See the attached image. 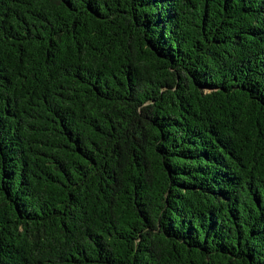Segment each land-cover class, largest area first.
<instances>
[{
	"label": "trees",
	"instance_id": "trees-1",
	"mask_svg": "<svg viewBox=\"0 0 264 264\" xmlns=\"http://www.w3.org/2000/svg\"><path fill=\"white\" fill-rule=\"evenodd\" d=\"M0 264H264V0H0Z\"/></svg>",
	"mask_w": 264,
	"mask_h": 264
}]
</instances>
